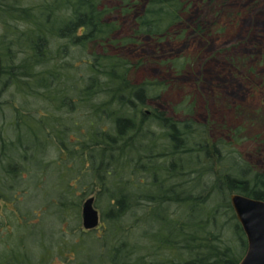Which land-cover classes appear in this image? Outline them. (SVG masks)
Instances as JSON below:
<instances>
[{
	"label": "trees",
	"instance_id": "16d2710c",
	"mask_svg": "<svg viewBox=\"0 0 264 264\" xmlns=\"http://www.w3.org/2000/svg\"><path fill=\"white\" fill-rule=\"evenodd\" d=\"M100 1L0 0L7 33L10 25L17 33L9 43L16 52L8 47L0 55V108L6 87L31 98L19 106L6 103L13 108L10 120L0 110V198L13 202L18 216L15 243L0 254V264H49L48 255L69 252L86 264L82 256L90 247L99 264H238L246 239L229 196L264 200V171L253 169L233 145L244 139L246 125L228 128L233 141L210 140L186 98L174 108L180 118L150 108L164 83L136 84L132 62L95 51L114 42L116 28ZM121 1L131 11L133 1ZM186 2L148 0L134 36L170 35ZM49 35L59 43L54 53ZM172 62L180 73L185 63ZM258 120L264 115L255 112L248 121ZM93 192L102 235L76 226L77 240L63 245L50 226L54 242L47 244L43 211L53 207L61 220L66 212L78 213ZM19 193L39 202L23 206Z\"/></svg>",
	"mask_w": 264,
	"mask_h": 264
},
{
	"label": "rangeland",
	"instance_id": "374dc122",
	"mask_svg": "<svg viewBox=\"0 0 264 264\" xmlns=\"http://www.w3.org/2000/svg\"><path fill=\"white\" fill-rule=\"evenodd\" d=\"M28 1L20 0V3L26 4ZM132 1L131 11H125L121 0L100 1V7L107 10L106 21L114 22L116 28L111 36L114 42L103 48L97 46L95 51L117 55L132 62L134 66L130 76L136 84L144 81L164 83L159 99L149 100L150 108H158L169 116L180 118L181 113L174 108L186 98L193 111V120L207 125V137L210 140L221 137L233 141L228 128L246 125L240 133L244 139L233 141V145L253 169L264 171V122L248 121L255 112L264 115V0H187L179 13V21L172 27L170 35L163 39L149 35L134 36L136 17L143 11L148 0ZM1 20L0 17V55H6L8 47L10 52H16L17 45L9 43L16 41L17 33L14 34L11 25L7 33L8 26ZM19 27L22 30L25 26ZM5 33L8 35L4 36ZM49 36L50 50L54 53L59 43L52 39L53 36ZM132 37L131 42L122 41ZM84 53L86 55V51ZM17 55L26 54L23 52ZM176 59L185 63L180 73L170 66ZM30 99L17 93L13 86L6 87L1 93L0 110H5L7 120H10L8 113L13 108L6 103L12 102L19 106V103ZM2 125L0 120V130ZM8 129L9 126L5 130ZM56 156L54 151L47 158L53 159ZM17 196L20 198L19 203H24L23 206L34 205V200H37L33 196L29 199L24 193ZM89 196L95 197V193L86 195L81 205ZM3 199L0 198V254L15 243L13 220L18 217L13 214V202H5ZM51 209L54 210L53 207ZM51 209H45L41 215L43 217L40 216L47 231L46 243H53L54 237L63 245L77 240L78 230L84 229L81 206L78 213L66 212V218L61 220ZM50 226L54 237L49 232ZM76 226H79L78 230L72 234L71 228ZM62 229H66L65 232ZM92 230V235L101 236L103 233L100 223L97 229ZM38 250H35V256ZM96 252L95 248L90 247V251L82 256L85 257L84 262L99 264ZM51 255H48L51 259L49 264H77L76 258H73L75 253L71 257L70 252Z\"/></svg>",
	"mask_w": 264,
	"mask_h": 264
},
{
	"label": "water",
	"instance_id": "95a60500",
	"mask_svg": "<svg viewBox=\"0 0 264 264\" xmlns=\"http://www.w3.org/2000/svg\"><path fill=\"white\" fill-rule=\"evenodd\" d=\"M231 207L246 239V249L238 264H264V200L231 193ZM82 227L92 230L101 221L100 212L89 196L81 205Z\"/></svg>",
	"mask_w": 264,
	"mask_h": 264
},
{
	"label": "flooded vegetation",
	"instance_id": "af4514ba",
	"mask_svg": "<svg viewBox=\"0 0 264 264\" xmlns=\"http://www.w3.org/2000/svg\"><path fill=\"white\" fill-rule=\"evenodd\" d=\"M1 59H0V77H1ZM1 86H3V85H1Z\"/></svg>",
	"mask_w": 264,
	"mask_h": 264
}]
</instances>
